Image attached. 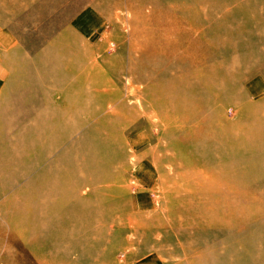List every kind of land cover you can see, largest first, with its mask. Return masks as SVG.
I'll return each instance as SVG.
<instances>
[{
	"label": "rangeland",
	"instance_id": "rangeland-1",
	"mask_svg": "<svg viewBox=\"0 0 264 264\" xmlns=\"http://www.w3.org/2000/svg\"><path fill=\"white\" fill-rule=\"evenodd\" d=\"M45 1L37 0L35 4L20 11L18 16L9 17V19L0 7V30L3 32L18 31V33L14 31L13 36L15 42H20V46L17 44L10 50L0 44V216L5 215L7 218V213L5 209H1V205L19 197L23 202H29L28 205H25L27 207H24L22 213L25 217L32 216L33 220L32 228L13 229L10 226V219H6V222L9 220V225H5L6 233L13 232L16 236L19 235L20 239L17 237L15 243L10 247L13 250V257L7 258L4 251L0 253V264H48L46 257L60 255L64 258L65 249L70 251L67 257L68 264H139L149 257H155L153 261H157L159 264H230L231 255H244L245 246L249 249V254L238 258L237 264H264V231L260 229L259 223L253 222L254 224L247 227L251 232L244 236L243 242L241 241L243 247L235 246L238 250L235 253L231 246L234 243L237 245L238 242L232 241L230 234L233 235L236 231L226 233L223 229L201 225H185L181 228L175 225L173 212L177 209L178 202L181 206L180 211L183 212L187 209L184 201L192 197L191 187L180 176L187 169L177 161L179 160V151L173 147L175 134L167 135L158 123L151 126L145 117L139 119L133 128L126 129V132L122 130L121 133L125 138L124 150L127 153L132 150V141L140 135L141 142L139 140L140 143L135 146L138 155H141L142 149L150 148L148 147L150 145L154 147L158 145L160 156L168 160V162L162 161L160 165L161 168L164 167L161 171L164 181L161 180V191L156 193L158 195L160 192L158 210L150 212V214L131 215L132 205H134L133 194L138 197L144 194L148 200L155 203L157 199L156 195L147 192V188L150 186H144L141 180L134 184L131 193L124 191L125 186L133 184L131 180L136 168L141 174H144L146 172L144 165H147L149 172L155 173L154 165L149 164L152 163L149 157L138 161L137 159L131 160L130 174H120L121 179L124 178L123 180H110L112 188L102 196V198L105 197L103 201L105 205L108 202L112 205L102 208L101 215L114 216L115 226L111 228L110 224L105 222L108 225L105 226V229L100 224L85 233V230L82 233H72L73 229H70L65 232L68 242H63L57 247L52 244L55 242L53 241V230L46 228L42 231L38 219L42 214L39 206L41 198L37 186L43 177L40 176V172L50 170L49 167L55 161L64 162L68 168H72L76 172L80 167L85 168V161L81 159L84 158L86 152L84 140L93 124V122H87V116L88 113H93L95 106V99L92 97L94 91L88 89L85 83L79 84L73 75L79 71L84 74L83 70L95 63V66L98 65L100 75L109 74V78H113L118 83L117 88L119 87L123 96H126L128 93L124 84L130 77L131 57L141 54V50L134 53L132 48L136 40H142V37H136L134 28L136 26L142 29L150 27L155 16L153 14L155 9L153 3H150L143 7V13H140L138 8L131 10L126 0L123 1L121 8L112 4L113 0H58L56 8L45 12L41 9ZM228 1L231 9L230 21L242 26L241 33L245 29L244 33L234 32L231 37L233 40L242 39L240 45L231 49L220 48L223 57L240 58L239 63L229 69L230 76L225 86L228 101L223 107L226 119L229 122H236L243 107L245 108L247 104L264 107V0ZM180 5L178 6L179 11H181ZM158 6V9L162 10L163 7L166 9L168 5L163 2ZM240 6H246L245 9L249 10V15L259 12V17L262 16L261 24L256 26L251 16L246 18L239 11ZM88 9L95 10L97 14L101 15L102 25L98 31L99 34L90 43H87L86 39L84 40L73 29L77 15L80 16ZM171 10L174 13L177 7L171 6ZM141 16H145L146 20L136 22L137 17ZM178 16L180 17L179 14ZM91 23L95 24L96 21L92 20ZM247 32H255L258 37L252 36V34L248 35ZM186 41L187 38L182 39L183 44ZM217 52L218 50L214 53L213 60L215 62H219L221 58ZM149 56L156 58L160 55L149 51ZM165 60V62H158L154 59L147 62L146 66L159 70L161 67H166L169 71L170 62L167 58ZM148 73L149 71L146 70L145 74ZM94 90L96 89L94 88ZM162 90L163 92L167 91L166 84L163 85ZM96 100L98 101V98ZM248 121L247 124L250 126L262 124L264 127V118L253 116ZM130 132H132L131 135ZM255 134H261L264 137V130L255 131L252 135ZM229 135L231 138L239 137L244 140L247 133L244 132L239 136L236 133ZM227 136L228 134H222L223 138ZM168 144L170 149L167 148ZM228 148L230 149V161L236 166L252 162L254 158L261 157L263 154L262 148L246 149L238 142ZM50 150L54 151L50 159H40L42 151L47 154ZM72 153L78 156V159L73 162H71ZM4 157L13 159L2 163L1 159ZM24 170L27 171L25 174H23ZM121 170L123 172V167ZM154 177L150 176L149 180L151 181ZM168 181H172L171 184ZM250 182L256 183L254 187L261 186L264 184V178L258 177L251 179ZM168 188L171 190L169 191ZM176 188L181 190L178 195V192H175ZM259 191L249 192L247 197L255 196L264 201V191ZM172 192L174 194L170 195ZM111 193L117 194L115 199ZM107 197H110L111 200ZM94 208L91 207L90 210ZM73 209H78V207ZM134 209V211H139L135 207ZM43 214L49 220L54 219L51 208L44 209ZM77 215L82 216L84 213ZM158 220L163 221L166 227L155 226L154 224ZM258 222L263 225L264 218ZM133 227L137 229L136 232ZM95 228H98V233L95 232ZM55 229L56 232L59 231V229ZM22 234L23 237L27 235L33 238L27 242L21 237ZM87 236L90 240L88 243L84 242V239L87 240ZM153 239L157 242L152 241ZM84 243L87 244L84 246ZM3 244L7 246L8 242L0 243L1 246ZM253 251H256V254L251 255Z\"/></svg>",
	"mask_w": 264,
	"mask_h": 264
},
{
	"label": "bare ground",
	"instance_id": "bare-ground-1",
	"mask_svg": "<svg viewBox=\"0 0 264 264\" xmlns=\"http://www.w3.org/2000/svg\"><path fill=\"white\" fill-rule=\"evenodd\" d=\"M36 1L0 0V7L9 19V17L18 16L20 11L35 4ZM123 1L125 0H113L112 4L117 8H121ZM126 2L131 10L138 8L140 13H143L142 8L150 3H153L155 9L153 10L155 16L150 24L151 26L149 25L150 27L142 29L136 26L134 28L136 37L140 36L142 40H136L132 48L134 53L141 50V54L137 57H131L130 77L124 84L128 94L123 96V93L118 89L119 87L117 88L118 83L113 78H109V74L101 73L102 75H100L98 65L95 66V63L89 65L88 69L83 70L82 73L84 74L79 71V73L73 75L79 84L85 83L88 89L94 91L92 97L95 99V106L93 113H88L87 116V122H93V124L84 140L86 152L84 158H81L84 159L86 166L85 168L80 167L76 172L74 169L68 168L64 162L55 161L49 167L50 170L40 172V176H43L37 184L41 198L39 206L42 211V214L38 217L40 229L42 231L46 228L53 230V241L55 242L52 244L57 247V245L67 241L65 232L70 229H73L72 233H82L83 230H85V233L94 229L95 225L99 226L101 224L105 229L107 223L113 228L116 223L115 217L101 215L102 208L112 205L109 202L105 205L103 203L105 197L102 198V196L112 188L110 180H123L124 178L121 179L120 174H130L131 160L137 159L138 161L149 157L154 165L155 173H150L147 165H144L146 172L142 175L147 180L150 176H155L156 181L149 185L147 192L156 195L158 191H161L160 182L163 180L161 171L164 167L161 168L160 165L162 161L168 162V160L160 156L159 146L150 145L148 146L150 148L142 149L143 152L138 155L135 146L141 142L139 135L132 141V150L130 152L128 150L129 153L124 150L125 138L122 136V130L126 132V129L133 128L139 119L145 117L151 123V126L158 123L167 135L175 134L173 147L179 151V160L177 161L183 168L187 169L185 173L181 174V171V175H179L191 187L192 197L184 201L187 209L183 212L180 211L181 206L178 202L177 209L173 212L175 225L180 228L185 225H201L208 228L223 229L226 233L236 231L235 234H230V239L238 242L237 245L234 243L231 246L235 253L238 251L235 246L241 245L244 236L251 232L247 228L249 225L254 224L253 222L259 223L260 229L264 231V224L258 222L264 218V201L255 196L253 198L247 197L249 192L264 191V184L254 187L256 183L250 182L251 179H257L258 177L264 178V137L261 134L252 135L255 131H263L264 127L262 124H253L252 126L247 124L248 119L253 116L264 118V107H254L247 104L245 108L243 107L236 122H229L226 119L223 108L228 101L225 86L230 76L229 69L237 65L240 58H225L223 53H220V48L231 49L240 45L242 39L233 40L231 37L234 32L244 33L245 29L241 33L242 26L230 21L231 9L228 0H194L191 2L186 0H126ZM163 2L167 3L168 6H166V9L163 7L162 10H159L158 4ZM57 4L58 0H46L41 9L49 12L56 8ZM179 4H181V11L178 8ZM171 6L177 7L174 13ZM245 7L240 6L239 11L246 18L251 16L256 26H259L262 16L259 17V12L249 15V10ZM141 20L145 21L146 17H137L136 22ZM236 25L239 27L236 28ZM244 25L246 26V23ZM14 31L3 32L0 30L1 40L6 44L11 43L10 33H14ZM15 32L18 33V31ZM247 33L248 35L252 34V36L258 35L255 32ZM185 38H187V41L183 44L182 39ZM217 50V54L221 57L219 62L213 60L215 58L214 53ZM149 51L158 53L160 56L151 58ZM166 58L170 62L169 71L166 67H161L159 70L150 69L146 66L147 62L154 59L158 62H165ZM146 70L149 71L148 74H145ZM118 81L120 82V80ZM142 84H145V86H142ZM165 84L167 85V91L163 92L162 87ZM244 132L247 133L244 140L239 139V137L234 139L229 135L236 133L239 136ZM131 134L132 132H130ZM222 134H228V136L223 138ZM139 140L140 142H138ZM236 142L246 149L251 147L262 148L263 154L261 157L254 158L252 162L236 166L230 161V149L228 148ZM167 148L170 149L169 144ZM52 153H54L53 150H50L47 154L42 151L40 159L48 160L51 158ZM72 154L71 162L78 159L76 154ZM64 157L66 158V155ZM11 159L13 158L4 157L1 162L6 163ZM121 167H123V172ZM137 171L139 172L137 168L133 171L131 180L133 184L125 186V192L129 191L131 193L134 184L141 180L140 176L136 174ZM26 172L24 170L23 174ZM154 178L151 181H154ZM168 182L171 184L172 181ZM179 190V188L175 190V192H178L177 195ZM172 194L174 193L172 192L170 195ZM111 195L113 194L111 193ZM133 195L132 216L150 214V212L153 213L158 210L160 196L156 195L155 203L148 200L144 194L141 197ZM115 196L117 194L113 195L114 199ZM107 199H110V197H107ZM28 204L29 202H23L21 198L17 197L15 200L1 205V209H5L7 213V218L10 219L8 221L13 229L32 228V216L25 217L22 213L24 207H27L25 205ZM75 207H78V209L74 210ZM91 207L95 208L90 210ZM134 207L141 212L134 211ZM46 208H51L54 219L49 220L43 214V210ZM74 213H84V215L80 216ZM167 216L169 218V215ZM7 218L5 215L0 216V243L8 242L7 246L5 244L0 245V253L4 251L6 257L11 258L14 255L10 247L19 235L16 236L13 232L6 233L5 225H9V222H6ZM154 225L157 227L165 226L161 220H158ZM55 228L59 231L56 232ZM133 228L135 229V227ZM98 231V228H95V232L98 233ZM134 231L136 232L137 229ZM21 237L27 242L33 238L27 235L23 237V234ZM18 239L20 238L18 237ZM88 240L89 237L87 236V240L84 239V242L88 243L90 241ZM87 243L83 245L85 246ZM64 251V258L60 255L46 257L48 264L52 262L55 264H68L67 257L70 251L66 249ZM255 252L253 251L251 255L256 254ZM248 254L249 249L245 246L244 255H231L229 262L230 264H237L238 258L248 256ZM152 259H155V257Z\"/></svg>",
	"mask_w": 264,
	"mask_h": 264
},
{
	"label": "crops",
	"instance_id": "crops-1",
	"mask_svg": "<svg viewBox=\"0 0 264 264\" xmlns=\"http://www.w3.org/2000/svg\"><path fill=\"white\" fill-rule=\"evenodd\" d=\"M91 12V14H88L89 12ZM88 12V13H87ZM77 19L74 22V32L78 33L84 40L86 39L87 43H90L98 34L101 29V15L97 14V11L95 10H85L80 16L77 15ZM73 20V19H72ZM95 20L96 23L92 24L91 21ZM11 35V40H12V44L11 43H4L1 38H0V44L5 46L6 49L10 50L13 47H15L17 44L18 46H20V42H15V37L13 36V33H10ZM3 43V44H2ZM152 164V163H149ZM153 165V164H152ZM138 167L140 168V165H138ZM138 176H140L139 178L141 179L142 183H144V186L147 185V187L149 185H152L153 183H155L156 179L154 178V181H148L146 178H144V176L137 171L136 173ZM146 189V188H145ZM155 259L152 258H148L145 261H141L139 264H159V262L157 261H153Z\"/></svg>",
	"mask_w": 264,
	"mask_h": 264
}]
</instances>
